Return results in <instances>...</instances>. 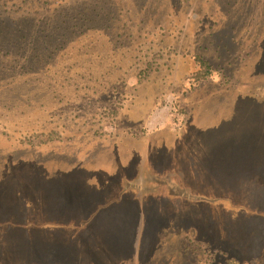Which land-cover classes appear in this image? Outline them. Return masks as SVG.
Segmentation results:
<instances>
[{
    "label": "rangeland",
    "instance_id": "rangeland-1",
    "mask_svg": "<svg viewBox=\"0 0 264 264\" xmlns=\"http://www.w3.org/2000/svg\"><path fill=\"white\" fill-rule=\"evenodd\" d=\"M257 94L264 0H0V264H264Z\"/></svg>",
    "mask_w": 264,
    "mask_h": 264
},
{
    "label": "trees",
    "instance_id": "trees-1",
    "mask_svg": "<svg viewBox=\"0 0 264 264\" xmlns=\"http://www.w3.org/2000/svg\"><path fill=\"white\" fill-rule=\"evenodd\" d=\"M194 60H195L194 62L196 63V65L198 67L197 71L195 72V80L198 82L199 86H197L198 88H196V89L198 91L201 90L202 92H205V91H208V90H212L210 88H213V86H212L213 83H210V81H209V77L211 75V66H210L209 62L207 60L203 59L200 55H195L194 56ZM245 86L249 87L248 82H245L243 84V88ZM241 87H242V84L240 85V88ZM225 88H227V87H225ZM225 88H223V86H219L218 87V86L214 85V90L209 91L208 92V95H210L212 93V95L210 96V98H216V97L221 98V97H224V96L225 97H228L227 95H229V94H235L230 89H226V91H229V92L224 93L223 96H217V95H220L221 90L222 89H225ZM196 89L194 91H196ZM217 91H219V92H217ZM245 91H248V92H245V93H246V95H249V93H250L249 91L250 90L248 88H246ZM185 97L186 98L183 101H187V99H189V94L188 95H185ZM252 97H254L256 103H260V106H263L262 108H264V96H260L259 94H257L256 96H252ZM202 104L203 103H199L198 104V101H196V102L194 101L193 103L190 104V107L192 108V112H191V115H190L191 119L188 120V125L185 124L182 127V129L180 131V137H179V139H181V137L185 136V134H188L189 132H190V134H192L195 130H197V128H199V126L200 127L203 126V123H205L206 120L210 119V117L209 116H206V115H205V117L201 121L198 119V116H202L201 114L203 113V112L199 113V111L201 109H206V112L211 113L214 117H219L222 120H224L225 118H227V117H225L224 110H222V109H224V107H221V105H219L220 104L219 102H215L214 104H212V103L204 104V107L203 108H202ZM197 112H198V114H197ZM196 115H197V117H196ZM261 116L262 117L264 116V109L261 111ZM192 147H193V145H192ZM184 148H185V146H184ZM48 232H51V230H48ZM48 232H44V233L47 234ZM20 233H23V232H20ZM57 239H58L57 237H54L52 239H49V240L46 241V244H45L46 245V248H49L50 250H52V252L54 254H55V250L53 249V246L52 245L53 244L56 245V242L55 241H57ZM56 246H58L59 247L58 249H60V250H63V249L66 248L65 246H63L59 242H57V245ZM20 248H21V246L18 248V250H20ZM58 249L56 250V252H59ZM17 252L20 253L19 251H17ZM60 257H62V255ZM235 263L236 264H242L241 261L239 263L238 261L233 260V259L227 260V264H235Z\"/></svg>",
    "mask_w": 264,
    "mask_h": 264
}]
</instances>
